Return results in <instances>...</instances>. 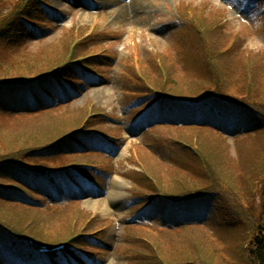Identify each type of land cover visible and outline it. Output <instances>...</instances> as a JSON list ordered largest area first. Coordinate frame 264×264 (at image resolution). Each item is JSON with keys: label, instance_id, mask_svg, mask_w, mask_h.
Instances as JSON below:
<instances>
[{"label": "rangeland", "instance_id": "374dc122", "mask_svg": "<svg viewBox=\"0 0 264 264\" xmlns=\"http://www.w3.org/2000/svg\"><path fill=\"white\" fill-rule=\"evenodd\" d=\"M51 6L61 12L54 19L52 30L42 38L32 37L33 31L28 29L27 40L14 46L17 55L12 54L7 64L2 61V66H6L3 69L9 68L10 72H2L0 76L42 71L49 66L48 62L62 59L71 41L83 39L89 32L92 35L81 46L79 55L105 50L107 56L101 64L106 67L103 69L106 76L80 96L68 99L61 108L49 109L39 117L31 114L33 118L27 119L24 113H19L20 119L9 121L0 112V158H19L21 151L56 136L65 126L71 123L78 126L89 109L103 110L111 117L108 123L112 127L101 119L96 121V126L122 135V143L113 148L114 160L94 155L84 160L96 162L107 173H115L108 174L105 188L79 192L77 199L62 206H45L42 210L0 202V221L48 242H58L87 229L97 230L96 242L89 249L93 259L99 261L97 264H157L155 250L170 263L198 260L210 264H247L255 244L243 250L240 243L230 241L224 231L218 232L213 227L192 225L166 232L162 224L154 221L127 224V219L136 216V209L139 211L143 206H137L136 200L128 205L126 197L140 194L145 197L150 185L159 187L155 179L162 189L172 193L191 192L214 183L233 195L230 205L247 213L254 210L257 215L262 209L264 191V130L225 138L215 136L210 130H183V135L156 126L144 138L140 122L131 125L126 120L128 114L123 103L129 104L136 97L135 92L147 90L148 84L174 93L192 94L196 89L193 84L205 79L207 67L202 46L191 29L195 21L188 12L198 8L204 13L196 17L204 28L201 37L204 58L208 49L212 50V56L215 50L222 54L236 50L219 59L224 72L218 78H224L228 84L227 95L264 109V0H113L110 3L51 0ZM178 9L185 10L188 24L178 23L182 17ZM205 17L208 21L213 19L210 29ZM40 61L42 64L35 66ZM167 76L169 80L165 81ZM214 79L212 86L217 83ZM229 119L224 116L221 122L230 125ZM230 123L234 120L230 119ZM179 134L201 151L172 143L170 135L180 138ZM190 152L196 155L195 159ZM77 160L83 159L72 158L69 162ZM203 160L212 176L203 173ZM138 162L147 174H142ZM92 215L95 217L91 219ZM263 235L264 230L261 234L257 231L255 236L261 240ZM238 253L246 255L240 258ZM7 256L18 263H27L17 255L7 253Z\"/></svg>", "mask_w": 264, "mask_h": 264}, {"label": "trees", "instance_id": "16d2710c", "mask_svg": "<svg viewBox=\"0 0 264 264\" xmlns=\"http://www.w3.org/2000/svg\"><path fill=\"white\" fill-rule=\"evenodd\" d=\"M196 9L198 11H195V14L198 15L204 14L202 10L198 8ZM53 13H54V9L50 7V5L48 4V0H16V1L14 0L10 2L8 0H0V60H1L0 73L4 72L3 74H5L10 72L9 68L3 69L6 66H2L3 65L2 63L3 62L5 63L7 59H10L13 56L12 54L15 53V55H17L18 52L14 49V46L18 45V43L23 39L27 40L26 37L24 36L25 33L24 31L26 27H28L29 24L34 25L35 28L38 29L39 36L43 38L48 31L52 30L51 29L52 27L50 28L49 26L50 25L49 16L52 15ZM201 20H203V18H201ZM204 20L207 24V27L210 29L213 19L208 21L207 18L205 17ZM191 29L197 35L202 46L201 52L205 65L207 67V75H205V79H198V81H201V83H198L197 81L193 84V86L196 89L193 91L192 94L174 93L164 87L157 86L155 84L154 87L168 93L172 97H179L180 99H189V100L198 99V98L200 99L202 97L205 99V101L194 106H186L182 103L176 102L177 100L166 101L167 107L170 108L173 107L178 112L181 111L183 113L184 112L190 114L192 113V115H188L187 117L189 118H184L182 116L183 118L178 120H169V121L164 120L160 122V125H163L162 126L163 128L172 129L173 131H176V133L178 132L183 133V130H189L195 128L200 131L210 130L211 132H213V134H215V136L227 138L224 135V133L229 134L232 133L233 130L230 131L224 130L225 128L221 126V124L216 123L214 121V117H210V115L211 112H213L214 114L216 110H218L220 114L225 115L227 113H230V110L235 111V109L233 108L236 107L238 112L242 115V117L249 114L250 113L249 110H251V112L255 114V118L256 116H258L256 121L254 120L253 125H255L256 127L259 126L263 127L264 117H260V115L258 114V112L263 110V108L261 106H257L252 103H249L245 100L235 98L231 95H227L229 94L228 84H226L224 78H222V80L218 78V75H222V73L224 72L222 70V66L219 63V59L223 56L229 54L231 55L236 50L232 49L227 54L226 52L222 54L221 52L215 50V53L213 51L214 54L213 56L211 50L212 63L211 64L208 63L210 65L208 66L207 60L205 61L203 54L204 53V48L202 43L203 40L199 35V33L197 32L195 26L192 25ZM84 43H86V41ZM80 49H81V44L77 46L75 56H77V54L80 53L79 52ZM68 54H69V49L67 47V50L63 55L62 59L58 60L55 63H52V61L48 62L46 64L47 66L49 65L48 67L36 73H31L27 75L0 76V112H2L5 115V117L8 118L9 121H11L12 119H17V120L20 119L21 115L19 113H24L25 116H27L26 117L27 119L33 118L30 117L32 113H29L28 111H25L23 108H20L21 106L16 104V102L25 103L34 98L40 99L38 96L40 97L43 96L45 101L46 100L49 101L44 105H42L38 109V111H36L38 112L37 114H35L36 117L46 114V112L49 109L51 110L53 108H57V109L61 108L60 106H55L57 103L47 97L48 95L46 94L47 93L46 91H50L51 94L55 96V93L53 91L54 87L60 84L67 86L68 84L79 85L78 84L79 81L85 82L84 74L81 73L80 70L78 69L79 67L77 63L79 61H77V63L75 64H72L74 63L72 61H68L64 63L66 58L69 56ZM95 56H96L95 58H98L97 55ZM36 63L37 64H35V66L41 63V61ZM248 66L249 65H247L246 69L248 68ZM34 78L41 80L39 82L32 83L34 82L33 81ZM212 78H215L214 80L217 81V83L215 85L213 84V86H212V82H213ZM37 79L34 80L36 81ZM168 80L169 78L167 76L165 81ZM207 82L211 83V85H206ZM223 82H224V86H221ZM20 83H24V84L20 85ZM16 92H18V94L20 93L19 99L15 97ZM145 97L146 98L143 100L142 105H145L151 98L154 97V95L148 92V94L145 95ZM62 102L64 103L66 101H62ZM197 111H201L203 114L205 113L207 116L204 115L203 119L196 118L193 115V113ZM16 116L17 118H15ZM83 123L84 120L82 119L78 124V126L82 125ZM245 123L246 122L244 121L242 125L245 126ZM88 124H91V122L89 121ZM94 124H97L95 123V120H94ZM75 127H77V125L72 123L65 126L61 131L58 132L56 136L46 141L40 142V144L35 147L21 151L19 153V158H14L11 156H5L0 158V202L9 203L13 205H20V206H29L43 210L44 208H39L31 203H28L26 200H24L22 197L16 194L15 191L14 192L5 191L4 188L2 187L11 186V187H18L19 189L26 188L34 192L29 183L31 182V178L35 180L47 179L46 176L47 174H42L33 170H29V168H35V166H43L42 162L44 161H46L47 165L55 164V167H51V169L60 168L65 165L68 166L71 163L69 161H71L72 158H78V156L62 157L55 155L56 152L61 151L58 149L64 150V147H58V146H53L51 148L46 147L48 146L46 143L52 142L53 140L54 141L58 140L57 138H60V136L71 132V130ZM170 137L172 138L171 142L178 146H180V143L176 142L175 140H180L192 144L188 142V140L182 138L180 134L178 136L180 138H175L173 135H170ZM191 149L196 151L197 149H199V147L196 144H193ZM86 151L88 152L90 150H86ZM190 153L195 159L196 155L193 154L192 152ZM79 161L81 162L82 160H77L75 162H79ZM201 166L203 173L212 176L211 171H209L208 164L205 163V160H203V164L201 163ZM203 166L205 167L204 169ZM30 175L32 176L31 178L29 177ZM18 178H20L21 180ZM154 181L158 184L159 187L156 188L152 186L153 185L152 184L150 185V188H147L149 189L148 192L150 193L159 192V191L164 192V194H166L171 198L170 207L177 208L179 212L193 211L196 213L195 214L192 212L193 215L185 214L180 216L181 217L180 219L176 218L177 220H175L173 224H168L164 226L163 230L166 232H175V230L180 231V229H184L192 225H200L203 227L210 226L211 228L213 227L214 229H216L218 232L224 231L225 234L224 236L230 237L231 238L230 241L234 240L240 243V245L243 246V250H244V248H246L247 245H251L250 241L253 240L254 242L256 232L259 230L260 226L262 225L264 226V191L262 195V204H261L262 209L257 215H255L254 210L253 212L247 213L245 210H242V208L240 210V207L230 205L233 199V195L226 188H222L221 186H218V184L213 183L207 187L199 186L196 187L191 192L172 193L166 189H162L158 181H156V179ZM34 190H36L37 193L40 192V190L38 189H34ZM240 199H244V197L240 195ZM166 205L169 204L167 203L166 200L162 198L156 205L153 206L152 211L157 212L160 208ZM217 218L218 220L215 221V219ZM4 225L10 226L8 224H5L3 221H0V233L2 234V237L8 238L11 241H13L16 245H19V241H17L11 234H8V232H6V229H4L5 227H3ZM262 229L264 230V227ZM31 233H34V230H31ZM212 234H215L214 236L217 238L219 236L215 232H212ZM42 238L44 239L46 237L43 236L42 234ZM255 246L256 247L254 249V254L251 256V259L249 258L246 259V260L249 259L247 264H264V235L261 239V243L255 244ZM149 252L152 253L151 250H149ZM154 254L157 260V264L163 263V262L161 263L160 260L167 261L156 250ZM238 254L240 255V258H243L246 255V253L244 254L238 253ZM174 263L175 264H210L208 262L198 261V260L174 262Z\"/></svg>", "mask_w": 264, "mask_h": 264}, {"label": "bare ground", "instance_id": "6f19581e", "mask_svg": "<svg viewBox=\"0 0 264 264\" xmlns=\"http://www.w3.org/2000/svg\"><path fill=\"white\" fill-rule=\"evenodd\" d=\"M113 0H104V2H112ZM115 1V0H114ZM121 8V7H120ZM122 9V8H121ZM117 184V183H116Z\"/></svg>", "mask_w": 264, "mask_h": 264}, {"label": "water", "instance_id": "95a60500", "mask_svg": "<svg viewBox=\"0 0 264 264\" xmlns=\"http://www.w3.org/2000/svg\"><path fill=\"white\" fill-rule=\"evenodd\" d=\"M256 240L259 242L258 237H256Z\"/></svg>", "mask_w": 264, "mask_h": 264}]
</instances>
